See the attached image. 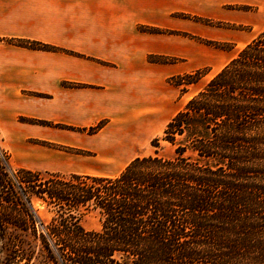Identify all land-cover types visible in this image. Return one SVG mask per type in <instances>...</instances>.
Returning <instances> with one entry per match:
<instances>
[{"label":"trees","instance_id":"1","mask_svg":"<svg viewBox=\"0 0 264 264\" xmlns=\"http://www.w3.org/2000/svg\"><path fill=\"white\" fill-rule=\"evenodd\" d=\"M201 76H178L174 85L188 93ZM161 141L172 158L156 151L115 177L14 169L0 144L2 264H264V32L152 145ZM36 201L53 213L49 223ZM91 212L101 218L98 231L82 225Z\"/></svg>","mask_w":264,"mask_h":264},{"label":"crops","instance_id":"2","mask_svg":"<svg viewBox=\"0 0 264 264\" xmlns=\"http://www.w3.org/2000/svg\"><path fill=\"white\" fill-rule=\"evenodd\" d=\"M216 1L243 4L264 0ZM147 2L0 0V38L38 41L77 54L30 50L0 41V98L19 100L18 106L24 100L18 108L22 115L54 125L91 126L109 118L108 125L122 128L118 133L132 141L140 133L153 136L169 114L155 121L147 119V109L156 100L145 94L136 101L133 86H129L147 76L149 48L138 34L139 25L149 24ZM137 103L141 113L134 117L131 114ZM115 116H119L117 121ZM138 117H144L139 125ZM17 128L14 137L19 142H60L68 135L45 126L19 124ZM106 145L117 147L112 139ZM35 151L36 169L49 171L55 169L52 162H63L64 156L51 149ZM121 172L90 176L115 177Z\"/></svg>","mask_w":264,"mask_h":264},{"label":"rangeland","instance_id":"3","mask_svg":"<svg viewBox=\"0 0 264 264\" xmlns=\"http://www.w3.org/2000/svg\"><path fill=\"white\" fill-rule=\"evenodd\" d=\"M147 1L150 4L147 8L150 14L149 24L138 26V34L144 38L143 43L149 48L146 58L147 76L137 78L129 86H133V98L136 101L145 94L156 100L147 109L148 113L145 115L147 119L155 121L160 115L166 117L169 114L168 120L162 123L153 136L147 137L140 133L134 141L120 135L118 131L122 128L118 129L117 126L112 128L108 125L110 119L104 118L91 126L62 124L45 126L64 130L68 134L65 140L61 139L60 142L38 139L19 142L14 137V133L18 134L19 124L44 126L28 123L30 120L41 122L44 120L22 115V109L20 111L18 108L19 106L22 108L24 100H20L21 104L18 106L19 100L0 98V144L9 155L14 169L28 168L64 176L75 173L116 175L136 158L153 156L156 151L167 158H172L174 151L169 144L161 141L159 149L152 145L153 141L161 139L167 124L189 100L264 32V1L243 4L216 0ZM7 40L0 38V41L5 43H8ZM196 72L202 73V76L188 93H182L174 85V78ZM140 109L139 104L136 105L131 116H138L141 113ZM118 117L115 116L116 121ZM120 118L122 119L123 115H120ZM142 119L144 117H138L136 123L139 125ZM111 139L117 146L112 149L106 145ZM41 147L64 156L63 162H52L55 169L49 171L36 169L34 155L38 156V152L35 150ZM35 208L38 209L43 221L46 223L51 221L54 215L44 204L36 201ZM82 225L88 231H98L101 228V218L96 212L88 213L83 218ZM2 262L3 255L0 254V264Z\"/></svg>","mask_w":264,"mask_h":264}]
</instances>
